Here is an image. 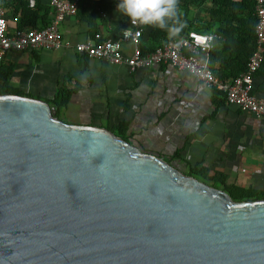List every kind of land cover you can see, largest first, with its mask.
Returning <instances> with one entry per match:
<instances>
[{"label":"water","instance_id":"obj_1","mask_svg":"<svg viewBox=\"0 0 264 264\" xmlns=\"http://www.w3.org/2000/svg\"><path fill=\"white\" fill-rule=\"evenodd\" d=\"M0 264H264V199L0 95Z\"/></svg>","mask_w":264,"mask_h":264},{"label":"crops","instance_id":"obj_2","mask_svg":"<svg viewBox=\"0 0 264 264\" xmlns=\"http://www.w3.org/2000/svg\"><path fill=\"white\" fill-rule=\"evenodd\" d=\"M119 3L108 1L106 9L95 14V23L88 16L90 10L66 20L60 31L68 48L9 52L5 60L16 66L11 86L52 104L67 82L74 80L70 88L78 84V92L68 107L58 109L63 121L109 130L129 124L131 142L141 149L163 157L180 152L182 160L177 162L182 169L208 167L213 175L227 174L231 184L264 190V121L228 104L223 96L216 97L189 72L165 64L133 71L76 51L77 45L95 44L100 36L122 42L125 57L134 54V44L123 42L131 19L118 10ZM211 6L206 2L191 7L193 18L208 22ZM141 27V45L153 48L152 33L159 27ZM216 30L209 33L217 36L215 41ZM252 94L264 101V70L255 77Z\"/></svg>","mask_w":264,"mask_h":264},{"label":"trees","instance_id":"obj_3","mask_svg":"<svg viewBox=\"0 0 264 264\" xmlns=\"http://www.w3.org/2000/svg\"><path fill=\"white\" fill-rule=\"evenodd\" d=\"M72 1L79 2L80 13H87L90 10L91 13L88 16L94 19L95 23V14L98 11L102 12L105 10L108 1L112 0H93V2L91 0ZM206 2L212 4V10L208 11L210 20L205 23L202 20L193 18L191 7H201ZM88 5H92V7L87 9ZM0 6H3L7 10L9 20L8 32L11 37L34 29H45L50 26L53 19L54 11L51 0H0ZM256 6V0H179L178 16L180 22L185 25L182 31L177 37L169 39L166 30L161 28L155 29L152 33L153 48H147V46L142 44V52L144 54L153 52L160 45L188 36L193 31L209 34L212 28L217 27L216 32L219 38L215 41L214 48L209 53L210 67L212 72L221 80H234L247 72L248 63L256 50V27L258 23ZM15 69V64L9 61L4 60L0 64V95L15 94L26 96L25 93L19 92L11 86V79L15 73ZM263 70L264 60L257 74ZM73 82L74 80H69L52 101L53 106H57L59 111L68 107L73 96L78 92V84L75 89L70 88ZM213 91L216 97L223 96L226 101V96L222 92L215 89ZM60 114L58 112L59 118H61ZM110 131L126 141H131L132 139L128 134L129 124H120ZM142 150L146 151L143 148ZM165 159L182 169V166H179L181 164L177 162L178 160H182L180 152L167 155ZM183 170L209 185L224 188L237 201L264 199V190L261 191L252 187L231 184L228 182L227 174L223 172L213 175L210 168L200 166H190Z\"/></svg>","mask_w":264,"mask_h":264},{"label":"built area","instance_id":"obj_4","mask_svg":"<svg viewBox=\"0 0 264 264\" xmlns=\"http://www.w3.org/2000/svg\"><path fill=\"white\" fill-rule=\"evenodd\" d=\"M258 23L256 27V50L248 63L247 72L238 78L223 81L211 70L209 53L214 47V34L191 32L180 40L169 41L155 51L144 54L141 41L144 30L140 23H132L123 32V42L134 44V54L125 57L122 53V42L99 38L97 43L77 45L76 51L98 60H105L114 65H127L131 70L151 68L158 65H168L183 72H189L205 88L218 90L226 96L228 104L250 112L264 121V101L258 100L252 94L255 75L264 60V0H256ZM54 17L49 27L22 32L11 37L8 32V13L0 6V64L11 51L26 52L32 50L60 51L70 47L61 34V25L79 15L80 4L72 0H51Z\"/></svg>","mask_w":264,"mask_h":264},{"label":"clouds","instance_id":"obj_5","mask_svg":"<svg viewBox=\"0 0 264 264\" xmlns=\"http://www.w3.org/2000/svg\"><path fill=\"white\" fill-rule=\"evenodd\" d=\"M178 3L179 0H120L117 7L132 23L155 25L173 39L185 26L179 20Z\"/></svg>","mask_w":264,"mask_h":264}]
</instances>
